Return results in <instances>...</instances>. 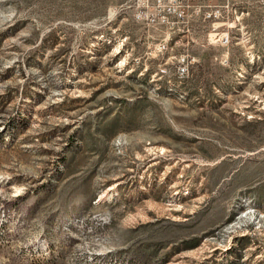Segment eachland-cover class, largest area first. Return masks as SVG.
<instances>
[{
    "label": "rangeland",
    "instance_id": "1",
    "mask_svg": "<svg viewBox=\"0 0 264 264\" xmlns=\"http://www.w3.org/2000/svg\"><path fill=\"white\" fill-rule=\"evenodd\" d=\"M0 264H264V0H0Z\"/></svg>",
    "mask_w": 264,
    "mask_h": 264
}]
</instances>
